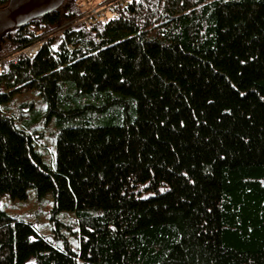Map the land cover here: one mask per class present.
Masks as SVG:
<instances>
[{
    "label": "trees",
    "instance_id": "16d2710c",
    "mask_svg": "<svg viewBox=\"0 0 264 264\" xmlns=\"http://www.w3.org/2000/svg\"><path fill=\"white\" fill-rule=\"evenodd\" d=\"M88 4L0 37V197L52 193L80 227L57 246L0 207V264H264V0H133L57 29ZM31 90L62 125L55 169L2 108Z\"/></svg>",
    "mask_w": 264,
    "mask_h": 264
},
{
    "label": "rangeland",
    "instance_id": "374dc122",
    "mask_svg": "<svg viewBox=\"0 0 264 264\" xmlns=\"http://www.w3.org/2000/svg\"><path fill=\"white\" fill-rule=\"evenodd\" d=\"M83 4H97L101 0H79ZM63 24L57 28L62 30ZM3 110L12 114L18 125L31 127L44 133L42 145L36 149L42 154L44 163L55 169V145L57 133L62 127L56 117L46 115V106L36 90L18 94L3 105ZM0 207L18 221L31 223L35 231L51 239L57 246H63L68 241L71 247L79 246L80 227L75 211H55L52 193L39 195L34 188H29L26 197L13 198L10 195L0 197Z\"/></svg>",
    "mask_w": 264,
    "mask_h": 264
},
{
    "label": "water",
    "instance_id": "95a60500",
    "mask_svg": "<svg viewBox=\"0 0 264 264\" xmlns=\"http://www.w3.org/2000/svg\"><path fill=\"white\" fill-rule=\"evenodd\" d=\"M65 0H10L0 9V37L13 27L58 9Z\"/></svg>",
    "mask_w": 264,
    "mask_h": 264
},
{
    "label": "built area",
    "instance_id": "2783aa9c",
    "mask_svg": "<svg viewBox=\"0 0 264 264\" xmlns=\"http://www.w3.org/2000/svg\"><path fill=\"white\" fill-rule=\"evenodd\" d=\"M131 1L133 0H109L101 1L97 4L89 3L87 9H85L83 13L75 17L72 21L64 23L62 28L71 23V25H76L107 18L115 13L117 6H124ZM40 47L41 41H37L32 46L26 48L24 53L29 57H33L38 52Z\"/></svg>",
    "mask_w": 264,
    "mask_h": 264
},
{
    "label": "snow or ice",
    "instance_id": "6c2138e0",
    "mask_svg": "<svg viewBox=\"0 0 264 264\" xmlns=\"http://www.w3.org/2000/svg\"><path fill=\"white\" fill-rule=\"evenodd\" d=\"M164 189H161V191H163ZM33 239H35L34 237H33Z\"/></svg>",
    "mask_w": 264,
    "mask_h": 264
}]
</instances>
